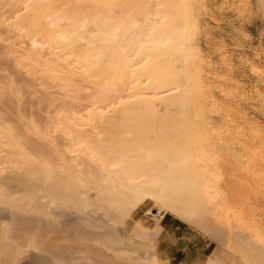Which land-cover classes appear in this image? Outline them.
<instances>
[{"label":"bare ground","instance_id":"bare-ground-1","mask_svg":"<svg viewBox=\"0 0 264 264\" xmlns=\"http://www.w3.org/2000/svg\"><path fill=\"white\" fill-rule=\"evenodd\" d=\"M59 1L14 0L24 11L11 25L33 52L62 62L67 77L90 81L105 104L92 101L84 115L57 121L61 141L52 161L0 156V264H171L157 243L162 212L218 240L220 252L205 255L198 243L195 264L232 263L229 255L264 264V222L247 217L246 208L252 195L264 199L250 162L254 137L242 131L236 152L231 127L197 111L189 73L195 27L185 3L143 0L140 21L86 76L91 63L82 66L81 49L93 31L105 33L89 11L81 38L56 30L49 17ZM251 72L264 81L261 69ZM256 110L264 118V99ZM148 203L157 211L145 213L149 221L139 215ZM52 229L56 252L43 242Z\"/></svg>","mask_w":264,"mask_h":264},{"label":"rangeland","instance_id":"rangeland-1","mask_svg":"<svg viewBox=\"0 0 264 264\" xmlns=\"http://www.w3.org/2000/svg\"><path fill=\"white\" fill-rule=\"evenodd\" d=\"M180 2L188 7L189 17L195 27L194 43L197 49L189 73L198 92L195 97L196 109L202 118L231 127L232 148L236 152L242 131L255 138L256 142L253 138L248 147L250 162L253 160L252 163L256 164L252 172L258 181L260 179L258 189L264 193V118L256 110V106L264 99V81H256L251 72L252 67L264 71V0ZM54 6L50 9L52 16L49 18L54 20L56 30L81 38L80 31L85 29L89 11L105 33L93 31L91 39L81 49L82 66L88 60L91 63L85 72L86 76L98 70L100 57L110 52L116 43L115 39L124 36L128 28L133 27L132 24L140 21L145 7L143 0H64ZM22 10L14 0H0V156L10 153L15 160L26 156L37 161L44 158L52 161L55 158L54 142L61 141L57 121L67 119L72 114L84 115L93 107L92 101H98L96 104L100 107L105 103L94 92L90 81L83 82L77 75L67 77L68 69L62 62H54L46 50H41V54L31 50L24 33L11 25L16 21L14 18L18 20L23 14ZM31 52L32 60L27 57ZM53 64L57 65L54 74H47L45 68ZM170 110L173 115L176 113L174 106ZM252 196L251 204L246 207L252 212L247 213V217L264 222V199L255 198V194ZM147 212L157 213L149 203L139 213L149 221L151 215L145 214ZM156 218H161L158 248L166 253L171 264H194L195 251L192 246L197 247L199 242L207 247V253L216 248L220 252L221 246L216 238L181 224L174 214L162 212ZM175 226L187 229L186 236H182L188 242L191 241L188 245L185 244L186 239L184 242H180L183 240L180 238L179 241L169 240L181 236L173 232ZM53 232L54 229L43 242L52 252H56L57 236ZM184 248L188 252L180 254ZM225 258L227 262L233 260L228 264H241L232 255Z\"/></svg>","mask_w":264,"mask_h":264},{"label":"crops","instance_id":"crops-1","mask_svg":"<svg viewBox=\"0 0 264 264\" xmlns=\"http://www.w3.org/2000/svg\"><path fill=\"white\" fill-rule=\"evenodd\" d=\"M263 71V70H262ZM264 72V71H263ZM180 222V221H179ZM181 223V222H180ZM174 230H173V232L175 233V234H178V233H180V235L181 236H174V238H170L169 240L170 241H174V240H177V241H179V239L178 238H180V239H183V240H180V242L181 241H183L184 242V240L186 239V242H185V244L187 243V245L189 244V242H191V241H187L188 239L187 238H185L184 236H186V232H187V229L185 228H183V229H181L180 227H174L173 228ZM182 234H185L184 236H182ZM182 244V243H181ZM184 244V245H185ZM193 247V250L195 251V257L193 258V260L192 261H194L193 263L195 264V262L197 261V259L199 258V256H200V253H199V251H198V245H197V247L196 246H192ZM185 249V248H184ZM206 250H207V247L205 246V248H204V250H203V254L205 255V254H207V252H206ZM184 252H188V250H183L182 249V253H180V254H183ZM165 255V257L167 258V255H166V253L164 254ZM167 260H168V258H167ZM169 261V260H168ZM170 263V262H169Z\"/></svg>","mask_w":264,"mask_h":264}]
</instances>
